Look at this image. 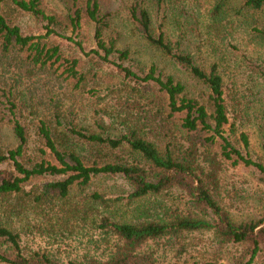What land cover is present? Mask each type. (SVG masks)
I'll return each mask as SVG.
<instances>
[{"label": "trees", "instance_id": "trees-1", "mask_svg": "<svg viewBox=\"0 0 264 264\" xmlns=\"http://www.w3.org/2000/svg\"><path fill=\"white\" fill-rule=\"evenodd\" d=\"M145 1L127 8L135 29L202 94L154 66L143 75L133 69L118 35L105 37L111 0H0V119L14 139L0 144V264H264V212L240 214L235 201L248 195L226 181L230 167L243 168L264 185V161L252 157L248 133H238L246 111L226 92L217 63L204 68L154 32ZM226 2L210 10L213 30L223 26ZM242 2L264 12V0ZM50 69L60 70L72 102L92 94L82 107L89 120L64 100L50 101L52 118H17L28 107L22 78ZM94 180L124 188L87 191ZM26 211L38 217L29 232L48 248L25 243L9 223Z\"/></svg>", "mask_w": 264, "mask_h": 264}, {"label": "rangeland", "instance_id": "rangeland-1", "mask_svg": "<svg viewBox=\"0 0 264 264\" xmlns=\"http://www.w3.org/2000/svg\"><path fill=\"white\" fill-rule=\"evenodd\" d=\"M242 1L227 0V13L222 20L223 26L220 30H213L210 27L209 13L216 0H163L159 8L155 0H146L145 5L150 12L155 33L163 30L165 36L174 44L179 43L183 50L190 52L196 62L204 68H209L212 63L218 64V69L223 74L226 92L234 93L241 108L246 111L243 118L245 125H240L238 133L240 131L248 133L252 157L256 159L261 157L264 161V153L261 149L264 142V38L257 31L264 29V12L241 8ZM130 3L131 0H111L113 18L105 32V37L110 33L118 35L117 48L129 50V63L141 75L144 74L143 71L146 72L154 66L157 71L180 79L187 85V90L192 95L202 94L204 87L201 84L185 70L173 65L159 50L145 43L128 16L127 8ZM62 42L72 43L66 39H62ZM59 71L54 72L50 69L34 79L22 78L19 98L25 99L28 107L23 116L17 118L27 122H34L32 119L37 121L43 118L41 116L52 118L54 111L52 104L57 100H64L77 114L75 116L77 119H82L84 116V120H89V113L83 115L82 107L88 108V100H91L92 94L85 91L82 98L78 97L75 102L67 99V88L64 87L65 83H61ZM98 90L99 93H103L101 89ZM73 92L77 93L75 89ZM0 120V144L12 147L14 139L7 118ZM240 147L243 150L241 142ZM228 175L233 177H227L226 181L244 190L243 195H248L243 202L235 201L240 208V214L259 216L258 212L263 213L259 203L260 198L264 200V185L259 183L258 177L243 168L231 167L228 169ZM122 187L124 188L119 181L94 180L86 189L87 191L98 189L113 196L121 193ZM71 193L78 194L75 189ZM0 218L4 221L6 216L0 212ZM37 218L35 213L26 211L12 215L11 220L7 219L13 228L21 230L23 238L26 239L25 243L33 247L48 248L46 240L29 232L31 224L37 222ZM86 229L87 226H81L77 229L78 235L84 234Z\"/></svg>", "mask_w": 264, "mask_h": 264}]
</instances>
